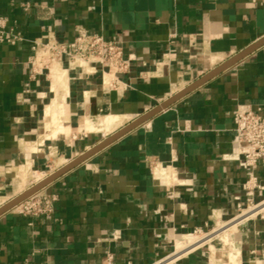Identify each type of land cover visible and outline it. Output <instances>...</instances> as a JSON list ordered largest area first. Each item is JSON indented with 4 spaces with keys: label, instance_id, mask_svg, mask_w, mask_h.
<instances>
[{
    "label": "crops",
    "instance_id": "crops-1",
    "mask_svg": "<svg viewBox=\"0 0 264 264\" xmlns=\"http://www.w3.org/2000/svg\"><path fill=\"white\" fill-rule=\"evenodd\" d=\"M0 14L24 38L0 42V206L264 38V0H0ZM78 28L122 42L132 60L117 85L61 66L55 93L32 74L31 40H72ZM245 102L264 108V43L56 176L41 188L57 195L51 213L0 214V264H105L108 253L155 264L182 235L228 222L238 264H264V218L234 219L249 175L228 156ZM108 115L109 129L86 128ZM48 120L70 134L48 136ZM23 168L34 181L21 188ZM256 176L258 202L264 162ZM203 245L166 264L228 261L225 246Z\"/></svg>",
    "mask_w": 264,
    "mask_h": 264
},
{
    "label": "built area",
    "instance_id": "built-area-1",
    "mask_svg": "<svg viewBox=\"0 0 264 264\" xmlns=\"http://www.w3.org/2000/svg\"><path fill=\"white\" fill-rule=\"evenodd\" d=\"M23 39L19 31L9 26L7 16L0 14V42L15 43ZM31 48L33 54L29 63L32 74L37 77L49 76L52 65L58 64L65 66L64 68L79 69L81 72L84 70L91 73L92 71H100L102 82L117 85L120 81V75L129 70L132 60L125 53L121 41L108 39L99 32L89 31L85 28H78L74 38L68 41L50 38L31 40ZM233 121L235 149L228 157L235 160L238 167L246 170L249 175V179L245 183L246 202H238L239 213L234 219L241 220L242 218L239 217L245 209L257 208L261 205L262 207L258 209L259 211L255 215L248 217L261 216L264 218V198L258 202L253 198L254 189L262 188L257 182L256 170L259 164L264 162V108L261 104L240 103L233 111ZM19 194L14 195L9 200ZM56 200V194L39 189L23 198L11 209L25 216L38 217L51 213L54 210ZM191 232L202 231L195 228ZM171 255L173 253L159 259L155 264L168 263ZM227 260L223 264H235L229 256ZM22 264L48 263L25 259ZM105 264H114L112 253L106 254Z\"/></svg>",
    "mask_w": 264,
    "mask_h": 264
},
{
    "label": "rangeland",
    "instance_id": "rangeland-1",
    "mask_svg": "<svg viewBox=\"0 0 264 264\" xmlns=\"http://www.w3.org/2000/svg\"><path fill=\"white\" fill-rule=\"evenodd\" d=\"M63 67V66H62ZM65 67V66H64ZM52 72H53V69H52ZM51 78V77H50ZM52 80H53V74H52V78H51ZM63 82H66V79H64L63 80ZM51 86H52V89H53V91H54V88H53V85H52V83H51ZM110 116L111 115H108V116H104V117H102L100 120H99V124L97 125L96 123V125L97 126H95V125H93L92 126V129L93 130H106V129H109L110 127H107V122H108V120L110 119ZM59 125V124H58ZM47 126H48V128H50V131H49V134L52 136V137H56V136H58L59 134H65V135H68V134H70V132H71V129H70V127L69 126H65V125H62V123L60 124V126H62V128H59V131L55 134H53V132H54V130L56 129V127H57V123H49V120H48V122H47ZM112 126V125H111ZM64 127H66V129H64ZM105 128V129H104ZM49 134H47L48 136H50ZM75 140H77V138L76 139H73V141H75ZM72 141V142H73ZM74 143V142H73ZM25 171V179L24 180H22L21 178H20V173L22 172V171ZM23 170L21 171V172H19V177H18V179L16 180V181H18V182H22V184L21 185H23V182H25L26 180L28 181H26V186L27 185H31V183L34 181L33 180V178L31 177V178H28L27 179V176H28V172H27V170L26 169H24L23 168ZM41 172H38L36 175H35V177L37 178V175L38 174H40ZM41 176V175H40ZM35 178V179H36ZM33 184V183H32ZM21 188H22V186H21ZM8 200H6L5 202H7ZM256 213V211H246V210H244L243 211V214L239 217V218H246V217H248V216H251V215H253V214H255ZM246 214V215H245ZM234 223V222H233ZM229 224L231 225L232 223H230V222H228V223H225V224H222L220 227H218L219 228V230H216V231H212V232H210V233H203V231L202 232H197V233H188L189 235H191L190 237H191V239L189 240V241H187L186 243H183V244H185L184 246H182L181 248H180V245L179 246H177L178 248L176 249L175 248V250L174 251H176V250H178V249H180V250H178V251H176V253H179L180 251H184V249L185 250H189V251H192V250H198L197 249V246L199 247V245L201 244V245H203V244H205L206 242H208L206 245H203L202 247H200V249H205L207 252L209 251V249H208V246H209V244L211 245V248L212 249H215V247H213V244H215V245H217V246H225L226 248L224 249L225 250V254L227 255L228 254V256H229V258H230V260L233 262V263H235V264H238V260H239V255L238 254H240V252H239V249L234 245V242H233V239H231L232 241H231V244H230V241L229 242H226V243H224L223 244V241H228V239L230 240V238H232V233L233 232H235L234 230H236L237 229V226L234 228V229H225L227 226H229ZM223 229H225V230H223ZM205 232V231H204ZM215 237V238H214ZM203 238V239H202ZM206 238V239H205ZM214 238V239H213ZM210 239V240H209ZM202 240V241H201ZM206 240V241H205ZM213 240L215 241V240H218L219 241V244H217L216 242H213ZM205 241V243H203ZM203 243V244H202ZM194 244H196V245H194ZM194 245V246H193ZM200 245V246H201ZM188 246H192L191 248L189 247L188 248ZM229 247V248H228ZM231 247H233V248H231ZM188 248V249H187ZM173 249H174V247H173ZM199 249V250H200ZM231 250V251H230ZM234 250V251H233ZM236 251V252H235ZM184 252H186V251H184ZM229 252V253H228ZM175 253V254H176ZM173 254V255H171L172 257H170L169 259H168V262L171 260V261H174L175 259H177L178 257H180L182 254ZM233 254V255H232ZM180 255V256H179ZM174 257V258H173ZM177 257V258H176Z\"/></svg>",
    "mask_w": 264,
    "mask_h": 264
},
{
    "label": "water",
    "instance_id": "water-1",
    "mask_svg": "<svg viewBox=\"0 0 264 264\" xmlns=\"http://www.w3.org/2000/svg\"><path fill=\"white\" fill-rule=\"evenodd\" d=\"M262 43H264V38L261 39L260 41H258L257 43L253 44L252 46H250L249 48H247L246 50H244L243 52H241L240 54L236 55L235 57L231 58L229 61H227L225 64H223L222 66L216 68L215 70H213L209 75L197 80L196 82H194L193 84H191L190 86L186 87L185 89L181 90L180 92H178L177 94H175L174 96H172L171 98H168L167 100H165L164 102L158 104L156 107H154L152 110H150L149 112H147L146 114L140 116L137 120H135L132 124L126 126L125 128H122L121 130H119L118 132L112 134L111 136L107 137L105 140L101 141L99 144H97L96 146L90 148L89 150H87L86 152H84L83 154L77 156L76 158H74L73 160H71L69 163H67L65 166H63L62 168H60L58 171H56L55 173L45 177L44 179H42L41 181L37 182L36 184H34L33 186L29 187L28 189H26L24 192H22L21 194H19L18 196L14 197L13 199L9 200L8 202L2 204L0 206V214H2L3 212L11 209L14 205H16L18 202H20L23 198L27 197L29 194L43 188L46 184H48L49 182H51L56 176H58L59 174H61L62 172L66 171L67 169L77 165L79 162H81L82 160H84L86 157H88L89 155L93 154L94 152H96L97 150H99L100 148H102L103 146H105L106 144L112 142L114 139H116L117 137H119L120 135H122L123 133H125L129 128H131L134 124H137L139 122H141L142 120H145L146 118L152 116L153 114L159 112L160 110H162L163 108H165L166 106L170 105L171 103H173L174 101H176L178 99L179 96H181L182 94H184L185 92H187L188 90L194 88L195 86H197L198 84H200L204 79H206L207 77H209L211 74L217 72L218 70H220L221 68L235 62L237 59L241 58L242 56H244L245 54H247L248 52H250L251 50H253L255 47L261 45Z\"/></svg>",
    "mask_w": 264,
    "mask_h": 264
},
{
    "label": "bare ground",
    "instance_id": "bare-ground-1",
    "mask_svg": "<svg viewBox=\"0 0 264 264\" xmlns=\"http://www.w3.org/2000/svg\"><path fill=\"white\" fill-rule=\"evenodd\" d=\"M59 67H61L60 65H58V64H54V65H52V67H51V71H50V74H49V78L51 77L52 78V74H53V80L50 78V80H51V82H52V85H53V88H54V91H55V93L57 92V89H58V80H57V77H59V75L61 76L62 74L60 73V68ZM62 68V67H61ZM52 69H53V72H52ZM64 69V68H63ZM66 72V71H65ZM73 76V75H72ZM67 86L68 85H66V86H64V88H67ZM57 95V94H56ZM62 104V103H61ZM49 111V110H48ZM48 114V113H47ZM59 116V115H58ZM82 118V117H81ZM117 116L116 115H111L110 116V119L108 120V122H107V127H110L116 120H117ZM51 120H53V119H51ZM83 120V119H82ZM54 121H55V119H54ZM91 120H87L86 121V128H88V129H91L92 128V126L93 125H91ZM58 125V124H57ZM64 125V124H63ZM84 126V125H83ZM58 128V127H57ZM59 128H62V127H59ZM81 129V128H80ZM84 129H85V127H84ZM87 130V129H86ZM55 131H56V129H55ZM84 131V130H83ZM56 134V133H55ZM50 135V134H49ZM51 136V135H50ZM53 136V135H52ZM35 173H36V171H35ZM42 173V174H41ZM40 174H41V177H43L44 175H43V172H41ZM21 174H22V172H21ZM22 176H23V174H22ZM25 176V175H24ZM41 177L40 178H36V180H39V179H41ZM23 179H24V177H23ZM42 180V179H41ZM24 183V182H23ZM22 186V185H21ZM262 207V205L261 206H259V207H252V208H248V209H245L246 211H256V213L259 211L258 209L259 208H261ZM264 208V207H263ZM255 213V214H256ZM255 214H253V215H255ZM246 215V214H245ZM253 215H251V216H253ZM237 226V223H233V224H229V226H227L225 229L227 230V229H229L230 227H231V229H234L235 227ZM219 229V228H218ZM225 229H223V230H225ZM234 231H236V230H234ZM192 233V232H191ZM239 235V234H238ZM191 235H189V234H186V235H182L181 236V239L180 240H178L176 243H175V247L176 246H179L180 245V248L183 246V243H186L187 241H189L190 239H191V237H190ZM203 239V238H202ZM206 239V238H205ZM232 238H230V240H231ZM229 240V239H228ZM202 241V240H201ZM205 242V241H204ZM230 244H231V242H230ZM182 245V246H181ZM194 245H196V244H194ZM193 245V246H194ZM201 245V244H200ZM190 246H188V248H189ZM192 247V246H191ZM190 247V248H191ZM178 247H176V249H177ZM183 248V247H182ZM187 248V249H188ZM198 248V247H197ZM231 248H233V247H231ZM234 249V248H233ZM178 250H180V249H178ZM185 250V249H184ZM231 251V250H230ZM234 251V250H233ZM182 252H184L183 250L182 251H180L179 253H176V254H184V253H182ZM188 252V251H187ZM236 252V251H235ZM175 254V255H176ZM186 254V253H185ZM233 255V254H232ZM239 255V254H238ZM180 256V255H179ZM172 257V256H171ZM174 258V257H173ZM177 258V257H176ZM169 262H172L171 260L169 261ZM168 262V263H169Z\"/></svg>",
    "mask_w": 264,
    "mask_h": 264
}]
</instances>
